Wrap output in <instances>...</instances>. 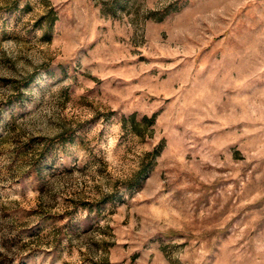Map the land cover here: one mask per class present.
<instances>
[{
	"label": "rangeland",
	"instance_id": "obj_1",
	"mask_svg": "<svg viewBox=\"0 0 264 264\" xmlns=\"http://www.w3.org/2000/svg\"><path fill=\"white\" fill-rule=\"evenodd\" d=\"M0 264H264V0H0Z\"/></svg>",
	"mask_w": 264,
	"mask_h": 264
}]
</instances>
